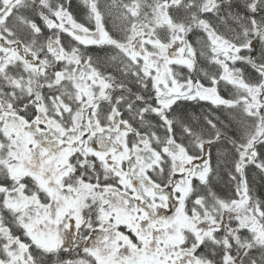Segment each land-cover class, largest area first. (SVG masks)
<instances>
[{"label": "snow or ice", "instance_id": "1", "mask_svg": "<svg viewBox=\"0 0 264 264\" xmlns=\"http://www.w3.org/2000/svg\"><path fill=\"white\" fill-rule=\"evenodd\" d=\"M0 264H264V0H0Z\"/></svg>", "mask_w": 264, "mask_h": 264}]
</instances>
